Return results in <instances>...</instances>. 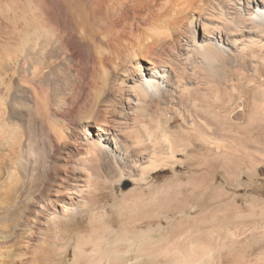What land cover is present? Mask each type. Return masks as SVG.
<instances>
[{"label":"bare ground","instance_id":"6f19581e","mask_svg":"<svg viewBox=\"0 0 264 264\" xmlns=\"http://www.w3.org/2000/svg\"><path fill=\"white\" fill-rule=\"evenodd\" d=\"M65 2L80 33L70 30L66 14L59 16L61 29L38 32L13 62L20 88L8 114L16 162L3 200L26 195L30 206L14 231H0V264H66L75 240L65 228L93 211L101 181L142 184L161 169L176 170L179 154L192 144L170 134L169 108L205 149L223 143L226 112L215 108L210 123L194 111L198 95L211 89L264 93V0H97L91 11L77 0ZM57 3L51 0L53 9ZM238 106L235 121L244 115L243 103ZM222 238L220 248L204 246L177 264H250L263 254L264 248L237 250L241 233ZM92 243L76 241L74 264H143L150 246L135 241L102 254L96 244L88 252Z\"/></svg>","mask_w":264,"mask_h":264},{"label":"rangeland","instance_id":"374dc122","mask_svg":"<svg viewBox=\"0 0 264 264\" xmlns=\"http://www.w3.org/2000/svg\"><path fill=\"white\" fill-rule=\"evenodd\" d=\"M55 1L58 3L53 9L51 0H0V110H6H2L4 113L0 111V168L4 163L3 167H7L5 171L0 169L1 232L14 231L24 220L30 206L26 195L20 201L3 200L9 197L7 191L13 185L9 167L16 162L14 140L12 136L9 138L12 125L9 124L8 114L12 97L20 88L12 76L13 62L38 32L61 29L59 16L66 14L70 30L80 33V23L73 18L74 9L65 0ZM96 1L77 0L88 11ZM209 91L198 95L193 108L198 114L207 116L210 123H214L212 115L215 108L226 112L223 143L205 145L204 149L196 133L190 132L189 136L180 115L169 108L167 117L173 119L168 128L170 134L175 136L176 141L189 137L192 144L179 154L178 168L168 167L154 172L142 184L132 180L116 183L110 178L106 182L101 181L98 193L93 197V211L90 212H100L102 218L92 221L89 212L73 218L67 225L65 229L75 241L71 243L66 264H74V250L79 239L86 242L93 240L86 246L89 253L95 249V244L102 254H109L116 247H129L130 242L135 241L144 247L150 245L149 249L146 247L148 255L144 253L143 264H177V260L184 255L194 254L204 246L220 248L222 237L233 232L241 233L242 244L237 246V250L249 254L251 249L259 252L264 248V93ZM240 102L243 103L244 115L237 116L235 121L232 115L239 111ZM253 113L255 115L251 118ZM25 119L16 121L26 124ZM194 147L198 151L192 152ZM46 151L43 148L39 152L43 167L48 161ZM41 169L43 177L45 168ZM21 172L25 176L26 172ZM39 178L40 175L36 180L38 185L43 180ZM235 209L237 212L242 210L239 213L241 218L235 216ZM38 233L36 231L35 235ZM149 236L155 245L150 241L144 243L143 239ZM252 257L250 264H264V249L263 254Z\"/></svg>","mask_w":264,"mask_h":264}]
</instances>
